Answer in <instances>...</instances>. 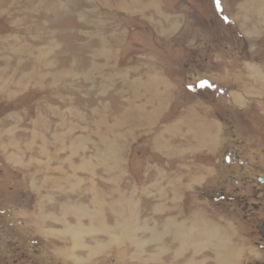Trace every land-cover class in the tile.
Wrapping results in <instances>:
<instances>
[{
    "label": "rangeland",
    "instance_id": "1",
    "mask_svg": "<svg viewBox=\"0 0 264 264\" xmlns=\"http://www.w3.org/2000/svg\"><path fill=\"white\" fill-rule=\"evenodd\" d=\"M192 109L215 119L211 153L190 139ZM259 113L264 0H0V264H255L254 228L207 194L230 137L264 151ZM122 197L141 255L114 230ZM77 221L80 244L65 227Z\"/></svg>",
    "mask_w": 264,
    "mask_h": 264
},
{
    "label": "flooded vegetation",
    "instance_id": "2",
    "mask_svg": "<svg viewBox=\"0 0 264 264\" xmlns=\"http://www.w3.org/2000/svg\"><path fill=\"white\" fill-rule=\"evenodd\" d=\"M259 114L264 117L263 113ZM234 137L226 141L217 163L220 184L214 185L207 197L238 216L242 226L254 228L253 237L261 252L255 264H264V151L249 148L248 138ZM260 142H263L261 138Z\"/></svg>",
    "mask_w": 264,
    "mask_h": 264
},
{
    "label": "bare ground",
    "instance_id": "3",
    "mask_svg": "<svg viewBox=\"0 0 264 264\" xmlns=\"http://www.w3.org/2000/svg\"><path fill=\"white\" fill-rule=\"evenodd\" d=\"M40 54H42V53H40ZM45 56H47L46 55V53L44 52V54H43V58L45 57ZM40 57L42 58V56L40 55ZM39 58V57H38ZM44 59H46V58H44ZM49 61V60H48ZM47 60H46V62H45V64L46 65H48L49 64V62H48ZM43 64V63H42ZM49 66V65H48ZM43 74V73H42ZM46 76H47V74H45ZM60 78V77H59ZM42 79V78H41ZM232 94V97H231V99L232 100H235L236 98H237V100L238 101H240L241 99H242V96L239 94V93H237V92H234V93H231ZM233 94H236V96H233ZM156 97V96H155ZM236 103V105H239V103L236 101L235 102ZM139 106V105H138ZM137 106V107H138ZM139 108V110H141L140 109V107H138ZM134 110V109H133ZM132 110V111H133ZM135 110H137V109H135ZM141 113V112H140ZM127 114H131V113H128L127 112ZM133 115V114H132ZM143 117V116H142ZM141 117V118H142ZM153 118H154V116H152ZM129 120V119H128ZM119 124V123H118ZM166 129V128H165ZM63 135V134H62ZM40 137V136H39ZM63 137H64V135H63ZM163 137V136H162ZM161 137V138H162ZM160 138V139H161ZM35 141V140H34ZM54 141H56V140H54ZM61 142H62V140H61ZM66 145V144H65ZM77 145V144H76ZM78 147V146H77ZM79 148V147H78ZM91 149V148H90ZM168 149V148H167ZM74 150V149H73ZM77 150V149H76ZM57 151V150H56ZM79 151V150H78ZM169 151V150H168ZM163 152V151H162ZM110 153V152H109ZM114 153V152H113ZM113 153H111V154H107V153H105V155L107 154V159L108 158H112L113 159ZM176 154V153H175ZM95 156V155H94ZM93 156V157H94ZM50 157V156H49ZM51 157H53V156H51ZM50 157V158H51ZM105 158V157H104ZM51 159H53V158H51ZM84 159H85V157H84ZM89 159V158H88ZM92 159V158H91ZM116 159V158H115ZM55 160V159H54ZM103 160V159H102ZM82 161V160H81ZM108 161V160H107ZM106 160H104V162H107ZM109 161H110V159H109ZM82 163V162H81ZM84 163V162H83ZM114 163V162H113ZM23 164V163H22ZM85 164V163H84ZM88 164V163H87ZM78 165V164H77ZM83 165V164H82ZM92 165V164H91ZM24 166V165H23ZM88 166H90V165H88ZM74 167H75V165H74ZM78 167V166H77ZM87 167V166H86ZM76 168V167H75ZM50 171V170H49ZM89 171V170H88ZM98 175V174H97ZM122 175V174H121ZM75 176V175H74ZM166 176V175H165ZM52 180V179H51ZM76 180V179H75ZM110 180H112V179H110ZM63 181V180H62ZM113 181V180H112ZM45 183V182H44ZM112 183V182H111ZM72 186V185H71ZM79 186V185H78ZM94 187V186H93ZM112 187V186H111ZM74 187H72V189H73ZM80 188V187H79ZM55 189V188H54ZM57 189V188H56ZM93 189H97V188H93ZM92 189V190H93ZM112 190H114L113 188H111ZM117 189V188H116ZM115 189V190H116ZM61 190V189H60ZM91 190V189H90ZM166 190V189H165ZM110 191V190H109ZM117 191H118V189H117ZM116 191V192H117ZM97 192V191H96ZM107 192V191H106ZM119 192V191H118ZM132 192V191H131ZM111 193V192H110ZM110 193H108L109 194V196H112V194L110 195ZM120 194V193H119ZM146 194V193H145ZM95 195H97V194H95ZM125 195V194H124ZM70 196V195H69ZM126 196V195H125ZM95 197H97V200H98V196H95ZM95 197H93V198H95ZM116 197V196H115ZM132 197V196H131ZM91 198V197H90ZM101 198V197H100ZM105 198V197H104ZM119 198V197H118ZM130 198V197H129ZM115 199V198H114ZM103 200V198L101 199V201ZM105 200V199H104ZM136 200V199H135ZM123 201L126 203V204H124L123 203ZM64 202V201H63ZM67 202V201H66ZM97 202V201H96ZM107 202V201H106ZM110 202V201H109ZM135 202H137V201H135ZM139 203V202H138ZM69 203H66V205H61V207H62V211L64 212V214L65 213H68V212H73V213H75V215L77 214V216H79L78 215V213H76V212H80L81 210H83L82 208V206H75V205H68ZM95 205V204H94ZM100 205V204H99ZM109 206H111V209L112 210H114V211H117V213H116V215H117V218H118V220H119V222H118V224H117V226L115 227V231H118V234H116V232L114 231V234H116L119 238H129L128 239V241L130 240V243H131V246H133V247H135V250L136 251H134L133 252V254L135 253V254H139V255H141L139 252L141 251V249L142 248H144V247H146L147 246V240L146 239H140L139 237H138V235L136 234L139 230L138 229H140V226H139V223H138V221H137V216H139V215H137V208H136V205L134 204V201H133V198L131 199H127V198H125L124 199V197H122V198H120V199H118V201H113V203H111V204H109ZM99 208V207H98ZM100 208H101V206H100ZM96 209V208H95ZM116 209V210H115ZM54 211V210H53ZM103 211V210H102ZM101 211V212H102ZM144 211V210H143ZM62 212V213H63ZM104 212V211H103ZM106 212V211H105ZM139 212V211H138ZM153 212V211H152ZM98 214H100V213H98ZM103 214H105V213H103ZM139 214V213H138ZM56 215V214H55ZM61 215V214H60ZM74 215V216H75ZM89 215V214H88ZM93 216H91L92 217V223L91 224H93V226H91L92 227V229L91 230H93V232H102L103 231V233L104 232H106V231H108L109 232V230H111V229H108L107 230V228L105 227V226H107V225H105L104 224V222H103V219H102V221H100V220H98V219H96L97 220V222L98 221H100V222H98L99 223V225H100V227H101V229H98V226H96L95 225V223H94V219H95V215H94V213L92 214ZM101 215V214H100ZM67 216V215H66ZM76 216V217H77ZM81 216V215H80ZM95 216V217H94ZM104 216V215H103ZM143 216V215H142ZM141 216V217H142ZM56 217V216H55ZM54 217V218H55ZM59 217V216H58ZM98 217H100V216H98ZM97 217V218H98ZM140 217V216H139ZM43 218V217H42ZM60 218V217H59ZM62 218H64L63 216H62ZM80 218V217H79ZM101 218V217H100ZM55 219H58V218H55ZM109 219V218H108ZM96 220H95V222H96ZM110 220V219H109ZM60 221H61V219H60ZM63 221V220H62ZM61 221V222H62ZM116 221V220H115ZM78 222V221H77ZM117 222V221H116ZM64 223H65V221H64ZM81 224V225H79V226H71V225H69V224H67L66 226L65 225H63V226H65L66 227V230H67V232H69V234H72L71 236L74 238V241H75V243L77 242V243H82V241L84 240H82V234L83 233H86V232H88L89 230H90V228L88 229V230H85V228L82 226V223H81V221H79L78 222V224ZM165 224H164V226H163V230H162V233L163 234H170V235H173L174 236V242L176 243L178 240H180L181 239V237L184 235V233H182L181 231H179L177 234H175V232L173 231L172 232V229H171V227L174 225L173 223H171L170 222V220L168 221V222H164ZM63 224V223H62ZM107 224V223H106ZM171 224H173V225H171ZM105 225V226H104ZM114 226V225H113ZM111 228H112V226H110ZM177 229V228H176ZM194 229V228H193ZM149 230V229H148ZM161 230V229H160ZM178 230V229H177ZM58 231V230H57ZM194 231V230H193ZM66 232V231H65ZM91 232V231H90ZM146 232V231H145ZM197 232V231H196ZM196 232H194V233H196ZM92 233V232H91ZM91 233H89V234H91ZM120 233V234H119ZM162 233H160V232H157L156 230H154V229H151V230H149V234H150V236L151 237H149V238H151L152 239V237H153V240H149V241H153V242H157L156 244H160L161 243V234ZM198 233H200V230H198ZM206 234H212L214 237H217L218 236V233L217 232H215V231H213V230H209L208 232H205ZM59 234H60V232H59ZM105 234V233H104ZM201 234V233H200ZM203 234V233H202ZM85 235V234H84ZM115 235V236H116ZM143 235V234H142ZM192 235V233L189 231V236H191ZM112 236V235H111ZM116 236V237H117ZM146 236V235H145ZM223 236V235H222ZM84 237V236H83ZM113 237V236H112ZM119 238H117L118 239V241H119ZM224 238L225 237H223V239H219V241H223L224 240ZM116 239V240H117ZM163 239V238H162ZM115 240V242H117ZM183 240V239H182ZM188 239H185V240H183V244H187L188 243V241H187ZM190 240V239H189ZM164 241V240H163ZM192 241V240H191ZM169 243H170V241H169ZM221 243H223V242H221ZM149 245V244H148ZM172 245V244H171ZM174 245V244H173ZM197 245V244H196ZM79 246V245H78ZM182 245H180V247H181ZM184 247V246H183ZM201 247V246H200ZM99 248H101V246H99V244H96V246L95 247H92V248H90L91 250H90V253L89 254H96L95 252H96V250H98ZM169 249V247L166 245V241L164 242V244H161L160 246H156V250L159 252L158 254H160V253H163L164 252V254H162V255H167L168 253H169V251H168V253H165L168 249ZM172 250V249H171ZM181 250V248L180 249H178V251H180ZM177 250L176 249H173L171 252L172 253H174L175 254V256H178V252H176ZM231 251V250H230ZM234 251V250H233ZM168 256V255H167ZM180 256H181V254H180ZM231 256H232V258H233V254L231 253ZM256 256L257 257H260L261 256V252L259 251V250H257V252H256ZM236 259V258H235ZM174 260V259H173ZM157 261V260H156ZM161 261V260H160ZM164 262L166 261V258H165V260H163ZM147 263V262H146ZM165 264V263H164Z\"/></svg>",
    "mask_w": 264,
    "mask_h": 264
},
{
    "label": "crops",
    "instance_id": "4",
    "mask_svg": "<svg viewBox=\"0 0 264 264\" xmlns=\"http://www.w3.org/2000/svg\"><path fill=\"white\" fill-rule=\"evenodd\" d=\"M42 52L43 53L45 52L47 55V58H48V55L50 54V50L48 48H45L41 51V53ZM163 104L164 103L162 102L161 106H163ZM188 111H190V113H187L186 115L190 114L189 118L191 117L187 123V125H188L187 127H189L188 132L191 131V138L190 139L192 141L193 140L196 141L198 144L200 143V140H202L203 142L206 143L207 147L205 146V149L207 150V152L211 153L212 150L217 148V144H218V143H215V141H214V136H215L214 128L215 127H213V129L210 127V125L212 126L215 124V121H214L215 119H213V121L210 119L207 120L206 115L199 113L196 109H195V112H193V109L188 110ZM191 112H193L194 114L193 113L191 114ZM174 127H176V126H174ZM167 143H169V142L167 141ZM176 233H177V229H176Z\"/></svg>",
    "mask_w": 264,
    "mask_h": 264
}]
</instances>
